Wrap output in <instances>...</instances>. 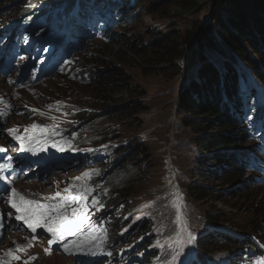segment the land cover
<instances>
[{
    "label": "rangeland",
    "instance_id": "1",
    "mask_svg": "<svg viewBox=\"0 0 264 264\" xmlns=\"http://www.w3.org/2000/svg\"><path fill=\"white\" fill-rule=\"evenodd\" d=\"M66 1L0 0V149L5 150L4 158L0 160V171L15 176L19 181L16 183L18 192H24L26 190L24 187H26L25 194L31 193L30 187L34 185L33 192L43 199L52 196L56 192L68 195L64 192V189L73 184L77 185L73 189V194L78 193L79 186L82 184L97 190L95 193L93 191L88 196V200L85 201L89 205V220L84 227L87 229L90 224L95 225L97 234H103L105 239L94 255L83 253L66 255L64 252L56 250L55 254L52 246L51 254L46 255L45 249L49 248V244L42 242V240H48V238L44 237L43 231L37 230L38 238L36 241H32L33 246L23 251H17V245H26L32 238L29 240L25 238L24 240L23 237L30 236V233L26 227L18 228L19 222L15 221L14 217H8L9 212L4 205V194L0 192V217H3L4 223L0 234V264L10 263L6 258V252L10 247L14 251L13 254L20 257L19 260L11 258V264H25L26 261L27 264L89 263L91 256H95L100 251L106 253V241L109 240V235L105 232L108 225L104 220L110 216H120L121 214L118 215V212H123L125 209L129 211L132 217L129 220L130 225L133 224L134 219L137 220L133 224V229L137 231L139 239L133 244L124 241V250L120 249V255H116L115 259L110 258L105 264H110L112 260L116 261L123 254H126L125 262L130 263L134 261L131 258L137 253H139L140 259L145 258L144 253L139 252V248H144L156 234L157 240L152 249H155L157 253L159 252L157 259L160 264H193L194 260L201 259L203 261L206 258L213 264L238 262L235 255H230L228 252H214L209 255L201 252V242L206 239L203 234L212 233L211 229L214 228L213 225L208 224L207 214H210L214 208L226 209L223 200L216 201L212 207L208 203L205 205L195 203L187 196L188 185L191 181L199 182L194 178L204 172L201 168L205 166L201 162H197L199 160L197 158H202V156L192 148V137L182 126V121L178 116V99L181 91L189 84L190 75L195 71L198 54L194 53L193 47H190V45H182L183 50L188 49L187 54L184 56L186 59L184 62L182 61L179 70L183 72L182 75L175 78L165 77L164 75L157 77L154 73L158 72L157 69L148 66L141 67L137 63V59H122V55L116 53V49L105 48L101 39L92 35L90 38L94 39L88 40L91 42L88 43L86 48L81 46L80 50H75L67 57L68 59L63 63L64 67L62 66L60 74L56 77L38 78V72L30 74L25 71L21 72L23 67L27 69L28 65H36L34 58L31 57L36 53V50L25 52V49L29 46L41 42L42 45H45L43 51L52 54L54 40L51 38L53 36V33L50 32L51 28L55 27L54 24L57 20L58 24L65 28L68 19L75 16V10H73L74 13L68 16V19H65L67 16L64 14L68 7L65 6ZM139 2V5H141L145 1L140 0ZM37 8L48 11L50 16L45 14L39 17L40 20L32 19L33 10ZM137 9L136 6L133 7L131 12H127L128 16L132 15V12H136L132 17L139 20L137 23H129L124 28L119 27L121 24L113 27L112 30L115 31L113 38L116 43L129 40L143 47H151L155 41L161 40L165 35L171 36L177 32H184L190 26L188 24L190 20L182 24L176 18L166 21L157 15L148 16L151 13L149 3H146L140 10L137 11ZM212 9L213 3L210 2L206 11L202 14L204 23L211 19ZM117 12H120V10ZM45 17L46 20L55 19V21L44 25L42 22ZM124 20L125 18H123ZM17 30L19 33H17ZM56 31H59V27H56ZM60 32H62V35H60ZM26 34L31 36V39H26L30 43L28 47L23 49L19 42L25 40ZM64 35L63 30L57 33L58 39ZM65 40L73 41L67 37ZM17 50L18 52H16ZM16 54H29V57H17V61L15 58L12 60V57H15ZM73 59L74 61L69 62ZM177 64L179 63L177 62ZM7 70H12V72H7ZM243 71H246V67ZM113 73H122L121 78L126 80L125 84L133 83L142 90L144 87L149 90L145 97L138 98V100L150 104V112L137 121L139 123H137V128L144 126L140 131L133 132L132 130L125 133L127 129L132 128L131 125L115 124L111 127L124 132L123 136L119 134L120 140L114 138L109 140L106 137L102 139L100 134L104 124L110 126L106 115H104V109L101 107L107 103L109 108H114L113 97L115 94L111 92L101 94L99 90L100 87L104 86V80ZM236 73L240 75L239 69ZM251 75L255 77V74L253 75V72H251L247 78L258 84L257 80ZM16 81H21V83L15 86ZM57 102L61 103L58 105ZM259 104L260 108H264V99L259 101ZM49 106H51V110ZM57 108H59V111H57ZM33 109L38 111L33 112ZM83 113L89 116L93 114L101 115L103 119L96 124L87 125L88 122L82 120L81 114ZM53 117L55 119H52ZM33 123L42 126L55 125L56 131L61 135H56L53 139L60 143L63 138V140L70 143L64 144V151H60L52 146L53 140H49L43 146V150L46 149V152L40 151L39 155L33 156L34 158L31 155L23 156L24 153H21L22 156L18 155L19 142L9 136L7 130L17 129V135L24 136L26 135L25 128ZM90 123H94V121L91 120ZM143 143H147L152 148L158 166L153 169L154 164L152 165L150 161L145 163L146 157H144V160L142 158L143 165L146 169L149 167L151 171L159 174H153L144 183H138L134 188H130L136 203L130 199L126 201L132 202V207L124 202L118 208H109L106 203L107 195L111 192L108 184L115 182L119 186L118 181H122L127 183L126 186H129L132 181L141 179V176H138L137 173L134 174L133 170L131 171L134 175L130 178L123 173V167L125 168L127 163V160L123 157L127 154V152L126 154L124 152L125 148L130 152L132 150L130 148ZM89 149L91 151H87ZM140 164L138 163L136 167ZM134 169H136L135 166ZM192 170L194 173L190 177V171ZM1 172L0 174H2ZM86 172H91L93 175L86 180H74L75 177L82 176ZM242 173L245 182H250L252 185L247 186L251 191L253 190L250 195L251 198H254L255 204L260 205V210H263L264 215V181L259 177L252 179L250 171H243ZM254 181L256 183H253ZM259 182L260 185L254 186ZM217 183L215 184L219 185ZM12 184L13 181L10 186ZM99 188H102V190L99 191ZM219 188H222V190ZM224 188L225 190L228 189V187H218L219 192L224 191ZM112 194L114 197L117 196L115 191H112ZM93 197H97L99 200V203L95 206L91 204ZM114 200L116 199L114 198ZM236 201L237 199L233 200V202ZM247 203L251 204L250 201ZM100 205H103V207H100ZM72 207H76V205H72ZM240 208L237 213L233 212L236 213L234 223L224 224L222 229L237 235H249L253 242L257 243V247L264 251V217H262V213H259L258 210H252L249 206H241ZM110 211L112 212L110 213ZM128 222L117 229L118 238L121 239V235L124 233L128 234L130 230L127 226ZM251 223L257 224L258 235L261 238L257 236V232L253 231L251 227L249 228ZM258 226H261V229ZM145 231L147 233L143 235ZM189 232L195 237L192 244L185 243L182 251L175 243H173L172 248L168 247L170 237L175 240L177 233H179V239L186 241ZM158 244H164V249L161 250L157 247ZM130 252L131 256L128 257ZM162 252L164 254L160 255ZM174 254H177L176 259L172 261ZM100 255L102 254L100 253ZM30 257H36V259H30ZM97 264L99 263L97 262ZM155 264L157 263L155 262Z\"/></svg>",
    "mask_w": 264,
    "mask_h": 264
},
{
    "label": "trees",
    "instance_id": "2",
    "mask_svg": "<svg viewBox=\"0 0 264 264\" xmlns=\"http://www.w3.org/2000/svg\"><path fill=\"white\" fill-rule=\"evenodd\" d=\"M139 1L67 0L70 9L80 5L81 15H85L88 9L103 13L111 11L116 22L122 25L121 28L127 27L129 23H137L139 20L132 17L136 12H132L130 16L127 12H131L136 6L138 11L146 3L151 6L149 9L151 13L148 16L157 15L166 21L176 18L182 24L190 20L187 30L171 36L165 35L161 40L155 41L151 47H143L129 40L116 43L113 38L115 31L110 34L111 30L107 35L104 34L101 40L105 48L116 49V53L122 55V59H137L141 67L157 69L158 72H154L157 77L164 75L175 78L182 75L183 72L179 70L182 61L186 59L184 56L188 50H183L182 45L193 47L194 53L198 54V62H196L195 71L190 75L189 84L179 95L178 116L183 128L192 137V148L202 156L197 158L199 159L197 162H201L205 167L201 168L204 172L194 178L199 182L191 181L188 185L187 196L195 203L201 205L208 203L212 207L216 201L223 200L224 208L229 210L214 208L210 214H207L208 224L213 227L234 223L235 214L241 206H249L254 211L258 210L264 217L260 205L255 204L254 198H251L253 190L247 187L251 184L245 182L242 173L247 170V166L251 167L256 157L260 158L262 149L259 144H264V108H260L259 104V101L264 99V0H144L142 6L139 5ZM90 2L92 5L88 6ZM210 2L213 3L211 19L204 23L202 14ZM118 10L120 12H117ZM47 12L37 8L33 10L32 19H39L40 16L48 14ZM123 18H125L124 21ZM245 67L246 71H243ZM237 69L240 75L236 73ZM248 72L255 74V77L251 76L257 80L258 84L247 78ZM121 76L122 73L111 74L104 80V86L99 90L101 94L110 92L115 94L114 108H109L107 103L106 105L102 103L101 108L104 109V115L110 125L102 126L100 132L102 139L106 137L109 140H113L112 138L120 140L119 134L123 136L124 132L111 128L115 124L131 125L132 128L127 129L125 133L132 130L140 131L144 126L137 128V121L150 112V104L138 100L145 97L149 90L146 87L142 90L133 83L125 84L126 80ZM81 116L84 122H88L87 125L96 124L103 119L97 114L89 116L83 113ZM91 120L94 123H90ZM130 149H132L130 152L126 148L124 150L127 154L123 158L127 160V163L126 167H123V173L127 174L128 178L137 173L141 179L132 181L129 186L122 181H118L119 186L115 182L108 184L111 192L107 195L106 203L109 208H118L124 202L132 207V202H136L130 188H134L138 183H144L153 174H159L151 171L149 167L146 169L143 165L142 158L144 160L146 157L145 163L150 161L152 165L154 164L153 169L158 166L152 148L147 143ZM138 163L141 164L136 167ZM192 173H194L193 170L190 171V177ZM250 173L251 178L254 179L256 175L254 170ZM217 182L219 185L215 184ZM218 187H228V189L224 188V191L220 193L222 188L219 190ZM112 191L116 192V197ZM127 199L132 202L126 201ZM235 199L237 201L233 202ZM249 201L251 204L247 203ZM241 202L243 204L240 206ZM119 214L121 215L118 217L113 216L109 225L112 231L110 246L112 245L111 248L115 251L123 249L124 241L133 244L139 239L137 231L133 229V224L137 220L134 219L133 224L130 225L129 220L132 217L126 209L123 212L119 211ZM126 222L130 230L128 234H122L120 239L116 231ZM256 225L251 223L249 228L251 227L261 238ZM258 227L261 229V226ZM211 232L203 234L206 239L201 242V252L208 255L214 252H228L230 255H235L238 261L231 264H256L260 259L264 260L262 250L250 240H240L220 230L211 229ZM146 233L145 231L143 235ZM156 240L157 234L144 248H139V252L144 253L145 258L140 259L137 253L131 258L136 259L135 264H155V262L160 264L157 259L159 252L152 249ZM163 254L164 252L160 253V255ZM193 262V264H213L207 258Z\"/></svg>",
    "mask_w": 264,
    "mask_h": 264
},
{
    "label": "snow or ice",
    "instance_id": "3",
    "mask_svg": "<svg viewBox=\"0 0 264 264\" xmlns=\"http://www.w3.org/2000/svg\"><path fill=\"white\" fill-rule=\"evenodd\" d=\"M58 105L61 102H57ZM51 110V106H49ZM33 112L38 110L33 109ZM59 111V108H57ZM43 115V113H41ZM52 119H55L53 117ZM8 135L19 142L20 151H28L35 154L36 148L39 147L43 150V146L48 143L49 140H53V147L58 148L60 151H64V144L70 143L66 140H61L57 143L53 138L56 135H61L56 131V126L38 125L36 123L31 124L28 128H25L26 135H17V129H8ZM37 133H39L37 135ZM75 135V134H74ZM0 151H5L0 149ZM87 151H91L90 149ZM93 175L91 172H86L82 176L75 177V181H82L90 178ZM5 177L0 176V180H4ZM77 185L73 184L64 189V192L68 195H62L60 192L54 193L52 196L47 197V203H42L36 199L27 198L25 195L18 192L14 187L11 188V196L7 200L10 208L15 210V213H8L9 218L15 219L19 227H26L29 231L32 240L26 245H17V251H23L28 247H32V241L37 240V230L43 229L49 234L48 244L49 248L45 249V254H51V246L60 244L63 252L67 255H74L78 253L94 255L96 250L100 249L101 243L105 239L103 234L98 235L96 226L90 224L86 229L85 223L89 220L88 208L89 205L85 203L88 200V196L94 191L92 187L82 184L79 186L77 194H73V189ZM106 194V193H105ZM99 200L97 197H93L91 204L97 205ZM76 205V207H72ZM103 207V205H100ZM179 219V216H178ZM4 227L3 217H0V228ZM71 238V239H69ZM195 237L189 232L187 240L179 239V233L177 238H169L168 247L172 248L173 243L183 250L184 244H192ZM161 250L164 249V244H158ZM178 254V253H177ZM172 256V261H175L176 255ZM7 255L14 260H19L20 257L13 254L11 249L8 250ZM111 255V253H108ZM30 259H36V257H30ZM27 264V261L25 262ZM258 264H264V262H258Z\"/></svg>",
    "mask_w": 264,
    "mask_h": 264
},
{
    "label": "bare ground",
    "instance_id": "4",
    "mask_svg": "<svg viewBox=\"0 0 264 264\" xmlns=\"http://www.w3.org/2000/svg\"><path fill=\"white\" fill-rule=\"evenodd\" d=\"M18 31V30H17ZM17 33H19V31L17 32ZM58 37V36H57ZM45 39V38H44ZM21 153H27V155H29V154H32V155H34V156H36L35 154H37L38 152H40V149H37L36 148V151H35V154H33L32 152H28V151H20ZM29 153V154H28ZM40 165V164H39ZM34 185H32L31 187H30V189L32 190V191H30L31 193H26L25 194V196L27 197V198H30V199H36V200H39L40 202H42V203H47V200L46 199H43V198H40L38 195H36L34 192H33V189H34ZM9 206V205H8Z\"/></svg>",
    "mask_w": 264,
    "mask_h": 264
}]
</instances>
